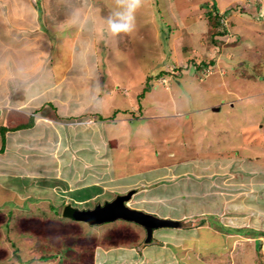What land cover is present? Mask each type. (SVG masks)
I'll return each instance as SVG.
<instances>
[{"label": "crops", "instance_id": "obj_1", "mask_svg": "<svg viewBox=\"0 0 264 264\" xmlns=\"http://www.w3.org/2000/svg\"><path fill=\"white\" fill-rule=\"evenodd\" d=\"M205 2L211 3L210 10H207L209 14L227 18L226 38L216 36L218 41L215 38L216 42L213 43V37L211 39L209 37L213 32L209 18L207 21V17L203 18L201 15L197 17L196 12H202L197 9L198 11H189L183 16L181 23L184 29H181L184 32L182 33L180 29L174 39L167 37V47L181 49L182 54L185 53L183 47H194L193 55L202 57L195 66L206 67L205 78L214 76V73L218 71L224 76L226 71L224 66L234 68L244 63L250 65L252 69L257 68L256 74L264 77V0H207ZM33 3L36 9L29 0H0V61H7L3 65L0 63V97L6 98L4 102L7 101L3 107H0V225L9 221L7 218L3 219L4 216L7 217L5 209L12 210L10 213L16 214L17 209L28 201L36 206L40 202L49 203L48 210L63 209V206L54 207L51 200L47 198L46 200L34 197L23 199L26 192L32 193L35 189L33 186H24L25 180L48 183L45 189L50 192H55L53 190H58L57 185H61L65 191L67 189L68 192L92 195L91 198L104 195L102 193H105L108 186L112 182L116 183L117 178L122 176L109 174L112 168V157H117V153L125 154L119 151L129 150L130 145L133 146L130 144L133 139L127 142V136L132 132L128 125L135 121L134 118L128 117V114L132 112L131 107L135 99L128 96L127 107H114L116 93L113 90L114 87L108 85L110 77L108 73L104 75L102 72L103 75L98 77L99 74L95 68L98 66V61L95 60L97 40L101 41L102 38L97 37L94 26L103 27V25L91 18L101 13L93 12L89 20L82 23L81 29L74 34V27L70 23L73 15L63 10L66 4L57 2V7L60 6L56 8V5L52 6L55 3H51L50 0H34ZM37 3L40 5L39 8ZM175 10L179 12L178 9L175 8ZM62 12H65V15L60 17ZM88 22L90 26L85 28L84 24ZM93 23L96 24L93 26ZM204 36L208 37L209 41L204 39V42ZM206 42L207 45H205ZM174 44L177 46H173ZM218 44L220 48L217 47ZM218 50L219 54H217ZM175 53L177 51H174ZM215 56H218V59L216 65H213ZM171 57L170 61H162L160 66L173 65V52ZM162 72H164L163 69ZM162 72L160 75L165 73ZM185 72L181 73L183 83L185 81L183 76L187 74ZM206 85L209 86L210 81L203 82V92L207 90ZM231 95L233 96L234 92ZM185 97L187 96H184V100H186ZM247 97L256 98L255 104H258L264 98V88L250 91L243 99ZM164 105H160V114L155 117L173 113L182 115V111L192 114L190 110H180L177 107L170 112L171 109L167 111L162 108ZM205 107L208 109L213 105ZM142 110L139 106L140 113ZM253 112H255L254 118H251L249 123L253 125V130L251 129L253 133L242 140L243 146H246L249 152H245L242 156L237 152L236 156L240 158L238 157L235 161L233 159L235 156L227 159L232 166L224 173L225 181L230 180V183H226L225 186L216 185L218 187L215 186V188L213 186L211 193L198 192L192 196L199 201L209 198L212 194V210L201 208L199 209L201 213L180 216L181 218H190V216L201 218L203 215H208L212 221L216 218L217 221L223 222V216L227 214V221L225 225L221 223L224 228H220V231H229V234L215 232V229L218 231L219 226L217 224H215L217 227L212 226L210 221L203 226L195 221L194 224L190 223L186 227L177 229L178 231L175 229L181 236L176 238V241L170 242L169 247H166L168 246L166 240L170 238V234L165 232L160 234L159 246L151 244L140 248L132 247L128 243L127 246L120 244L103 246L97 242L94 244L92 241L90 245L88 244L91 248L88 251L91 254L89 261L84 257L80 259L79 253L77 255L72 254L73 252L69 253L70 250L62 247L61 244L54 247L56 249H48L49 252L55 250L56 254L54 257H47V260L39 250L35 256L30 254L31 259L26 261L19 256V248L14 249L11 254L13 261L6 257V240L4 235L2 236L3 228L0 226V264H214L213 259L217 257H225L226 259H221L228 260L232 252L236 251L235 249H241L235 246L227 253L224 245L219 250L216 243L218 252H213L209 248L211 239L207 240L205 246L197 245L189 249L182 247L178 242L193 240L200 244L201 228H205L211 238L218 236L221 242L223 239L249 240L248 236L246 238L242 236L249 234L250 228H238L236 225L239 222L246 223L243 217L247 208H252L249 205L250 202L264 208V203L262 207V202H256L252 196L254 190L258 192L264 190V124H261L264 120V110L257 109ZM259 123L261 125L257 126ZM256 128L257 132L254 131ZM239 151L242 152V149ZM172 154H170L171 157H173ZM239 161H242V164ZM200 166L202 167V164ZM164 168L168 170V167L160 166L150 170V172L156 170L153 175L147 172V175L157 177H149L144 182V187L150 186L151 179H162L164 176H158L161 174L157 172L162 173L158 170ZM202 170L205 174L199 175L206 177L213 175V166L203 165ZM173 175L181 177L185 175V172L178 170L177 173L173 172ZM247 177L252 178L256 185L249 188L243 186V179ZM237 179L242 181V184L235 183ZM128 186L130 185L123 184L122 187ZM142 191L144 193V190ZM198 195L202 197L199 198ZM66 206L76 209L70 204ZM49 213L53 218L59 214V212L57 215L52 214L50 211ZM19 217L21 218V216H14L17 224L23 221ZM206 219L201 220L205 222ZM175 231L172 230V233ZM252 232L259 233L255 230ZM83 236L85 235L78 238L84 240ZM254 238L251 239L253 245L255 241L260 242V247L262 245L260 251H263L264 238L262 236ZM73 244H70L68 248L73 249ZM238 247L242 248V245ZM249 247L247 244L244 249ZM62 248L66 252H61ZM65 255L67 257L74 255L75 260L67 263L64 259ZM227 262L224 261L223 264Z\"/></svg>", "mask_w": 264, "mask_h": 264}, {"label": "rangeland", "instance_id": "obj_2", "mask_svg": "<svg viewBox=\"0 0 264 264\" xmlns=\"http://www.w3.org/2000/svg\"><path fill=\"white\" fill-rule=\"evenodd\" d=\"M50 1L55 3L52 6L56 5V8L60 6L57 7V2L68 6H65L66 8L63 6V10L67 14L73 15L70 23L74 27V34L81 29L82 23L89 20V16L93 12L99 11L101 13V15H93L91 18L103 25V27L94 26L96 23H93L97 37L102 38L101 41L100 39L97 40L95 60L98 61V66L95 68L99 74L98 77L102 73L104 75L108 73L110 77L108 85L114 87L113 90L116 93L114 95V107H127L128 96L135 99L131 107L132 112L128 114V117L134 118L135 124L128 125L132 132L127 136V142L133 139L130 143L133 146L130 145L129 150L127 149L128 146L126 147L127 150L119 151V153L125 154L118 155L117 153V157H112V168L109 174L122 176L117 178L116 183L112 182L105 193H102L104 194L102 196L91 198L92 195L68 192L67 189L66 191L62 189L61 185H57L58 190H53L55 192H50V190L45 189V185H48V183H38L37 180H23L24 186L35 187L32 193L26 192L24 197L22 196L23 199L34 197L46 200L47 198L51 200L54 207L63 206L62 208H64L66 204H70L76 210H88L111 202L116 196L126 195L128 192L134 191L133 199L127 204L131 209L158 218L176 222L182 221L185 224H194L196 221L197 224L203 226L210 221L213 224L212 226L215 224L219 226L215 225L218 229V231L215 229V232H222L220 228L224 227L221 223L224 224L228 218L226 213L223 216V222L217 221L216 218H213L212 221L208 215H203L201 218L195 216L181 218L180 216L201 213L199 210L201 208L212 210V194V196L209 195V198L199 201H196V198L192 196L198 192L211 193L213 192V186L215 188L216 185L225 186L226 183H230V180L225 181L224 171L229 170L232 166V163L227 159L235 156L233 158L235 161L239 157L236 156L237 152L241 156L245 152H249L248 148L243 146L242 140L245 136L249 137L253 133L251 132L253 125L249 123L251 118H254L255 112L253 111H257V109L264 110V98L258 104H255L256 98L247 97V99H243V97H246V94L250 91L264 88V77L256 74L257 68L252 69L250 65L244 63L236 65L234 68L233 66H224V69H226L224 76L220 75L218 71L214 73V76L205 78L207 75L206 67L195 66L202 57L201 55H193L194 47H183L184 54L180 52L181 49H169L167 47V37L174 39L177 32L183 28L181 20L184 15L189 11L196 12L197 9H200L202 12H196L197 17H200V15L203 18L207 17L206 20L208 21L211 14L207 10H210L211 3L205 2L207 0H173V6L172 0H167V2L166 0ZM33 2L34 0H29V3L35 7ZM25 4L27 5V3ZM39 7L40 5L37 3V8ZM64 15L65 12H62L60 17ZM129 22L132 24L131 30H129ZM88 25L90 26V22L84 24L85 28ZM183 29H181L182 33L184 32ZM204 39L207 41L208 37L204 36L203 41ZM205 45H207V42ZM173 46L176 47L177 45L174 44ZM217 47L220 48V45L218 44ZM174 51H177V53L174 54ZM172 52L174 64L160 66L162 61L172 59ZM217 52V54L220 53L219 50ZM217 59L218 56H215L213 65H216ZM5 62L7 61H0L2 65ZM10 62L12 63V61ZM162 69L165 73L162 72ZM202 69L204 72H200ZM184 71L187 74L183 76L185 80L183 83L181 73L183 74ZM161 72L164 74L160 75ZM204 81H210V85H206L207 90L203 92ZM145 90L148 91L145 92ZM232 92H234L233 96L231 95ZM145 93L148 94L145 95ZM141 94L142 97L139 99ZM185 95L187 96L185 97L186 100H184ZM5 99L0 97V107L6 104ZM161 104L164 105L162 108H165V110L169 111L171 109L170 112L176 110L177 107L180 110H190L192 114L187 113L188 111H182V115L166 113L167 115L163 114V117H155L160 114ZM206 105H213V107L205 109ZM139 106L142 107V111H145L144 113L139 112ZM261 124H264V120ZM261 124L259 123L257 126ZM254 131L257 132V128ZM241 149L242 152L239 151ZM241 158L245 160V158ZM200 163L202 167L203 165L213 166V175L207 177L199 175L201 173L205 174V172H202ZM160 166L168 167V170L166 168L158 170L162 173L157 172L161 174L158 176L164 177L162 179H151L150 186L144 187V182L149 177H157L149 176L146 173ZM178 170L179 172H185V175L181 177L173 175V172L177 173ZM155 171H151L150 175H153ZM196 175L199 176L195 178ZM249 177L251 176L249 175ZM249 177L243 179V184L238 179L235 183L248 188L255 186V181ZM123 184L130 186L125 188L122 187ZM142 190H144V193H142ZM152 195L154 196L153 199ZM252 196L256 202H262L261 206L263 207L264 190L262 192L254 190ZM198 197L201 198L202 196L198 195ZM249 205L252 208H247L248 210L244 212L243 217L246 221L244 223L247 225L240 222L236 225L238 228H250L251 232L242 236V238L248 236L249 240L242 241L241 238H237L239 241H234V239L227 238L229 240H225L222 238L223 242H221L222 240L218 236L211 238L205 228H201L200 244L193 240H182L178 244L189 249L197 247V245L205 246L207 240L211 239L210 242L212 243L209 248L213 252H218L216 243L219 250L224 245L227 253L229 249H233L235 246L241 249H235L236 251L232 252V256L228 260L221 259L225 257L213 259L214 264H223L224 261H228L226 264H264V248H262L263 251H260L262 247V245L260 247V242L255 241L253 245V241H251L254 237L262 236L264 238V208H260L251 202ZM49 207V203L46 202H40L36 206L28 201L23 203L20 209H17L16 214L10 213L12 210L5 209L7 217H2L4 220L6 218L9 220V225L8 222H5L0 226L3 228L2 236L4 235L6 240L5 247L7 251H5L8 260L14 261L11 254L17 248H19V256L23 260H30V254L35 256L39 250L46 257L44 259L47 260V257H54L56 254L55 250L49 252L48 249H56L54 247L61 244L62 247L70 250L69 253L73 252L72 254L76 255L79 253L80 259L84 257L89 261L91 254L88 251L91 248L88 244L90 245L92 241H94V244L97 242V244L103 246L119 244L125 246L128 243L132 247L142 248L151 245L148 243L144 245L146 234L141 227L124 220L89 226L71 219H64L63 209L58 210L55 208L56 210H54L52 208L48 210ZM49 211L52 214L57 215L58 212L59 214L53 218ZM9 213L10 216H8ZM15 215L16 217L21 216L19 218L23 221L20 224H17L16 219H14ZM203 218H207L205 222L201 220ZM79 230L85 235L83 236L84 240L78 238L83 235ZM172 230L175 231L172 228L153 231L151 242H155L159 246L161 244V242H158L161 238L160 234L166 232L170 234V238L166 240L168 241L166 247H169L170 242L176 241V238L181 236L179 232H176L177 229L173 233ZM253 230L258 231L260 234L253 233ZM225 232L229 234V231L222 233ZM183 242L185 243L182 244ZM70 244H73V249L68 248ZM247 244L250 247L244 249ZM238 245H242V248ZM64 248L61 252L65 251ZM73 256H68V258L65 255L64 259L67 260V263H71L75 260Z\"/></svg>", "mask_w": 264, "mask_h": 264}, {"label": "water", "instance_id": "obj_3", "mask_svg": "<svg viewBox=\"0 0 264 264\" xmlns=\"http://www.w3.org/2000/svg\"><path fill=\"white\" fill-rule=\"evenodd\" d=\"M133 194L134 191H130L126 195H119L111 202H107L102 206L98 205L93 209L75 210L72 214L73 220L89 226L103 225L116 220H124L144 230L146 234L144 245L151 243L152 233L155 230L164 228L180 229L187 226L184 222L158 218L146 214L145 212L129 208L127 204L131 200Z\"/></svg>", "mask_w": 264, "mask_h": 264}, {"label": "trees", "instance_id": "obj_4", "mask_svg": "<svg viewBox=\"0 0 264 264\" xmlns=\"http://www.w3.org/2000/svg\"><path fill=\"white\" fill-rule=\"evenodd\" d=\"M209 22L211 24V27L213 28V32L209 35V37H210V39L213 37V43H215L216 41H218L216 36L224 37L226 34L224 33V29L222 28V25L220 23V17L218 15L211 14V16H209ZM215 38H216V41L214 40ZM147 91L148 90H145V92H147ZM139 97L141 98L142 94ZM24 126H27V125H24ZM3 134H4V132H3ZM75 210L76 209H71L70 207L65 206L63 208V218L73 220L72 214ZM177 222H182V221H177ZM150 244H156V243L151 242Z\"/></svg>", "mask_w": 264, "mask_h": 264}, {"label": "clouds", "instance_id": "obj_5", "mask_svg": "<svg viewBox=\"0 0 264 264\" xmlns=\"http://www.w3.org/2000/svg\"><path fill=\"white\" fill-rule=\"evenodd\" d=\"M221 19H223V18H220V20ZM226 20H227V18H226ZM131 27H132V24H131V22H129V30H131ZM222 28L224 29V33L228 35V33H227V26L226 27H223L222 26ZM223 38H226V35Z\"/></svg>", "mask_w": 264, "mask_h": 264}, {"label": "built area", "instance_id": "obj_6", "mask_svg": "<svg viewBox=\"0 0 264 264\" xmlns=\"http://www.w3.org/2000/svg\"><path fill=\"white\" fill-rule=\"evenodd\" d=\"M220 23H221V25H222L223 27H226V26H227V20H226V18L221 19V20H220Z\"/></svg>", "mask_w": 264, "mask_h": 264}, {"label": "flooded vegetation", "instance_id": "obj_7", "mask_svg": "<svg viewBox=\"0 0 264 264\" xmlns=\"http://www.w3.org/2000/svg\"><path fill=\"white\" fill-rule=\"evenodd\" d=\"M116 197H118V196H116ZM116 197H115V198H116ZM132 199H133V196H132L131 200H132ZM113 200H114V199H113ZM131 200H130V201H131Z\"/></svg>", "mask_w": 264, "mask_h": 264}]
</instances>
